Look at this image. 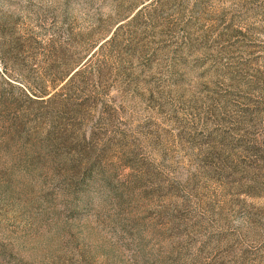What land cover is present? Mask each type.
<instances>
[{
    "label": "rangeland",
    "instance_id": "obj_1",
    "mask_svg": "<svg viewBox=\"0 0 264 264\" xmlns=\"http://www.w3.org/2000/svg\"><path fill=\"white\" fill-rule=\"evenodd\" d=\"M0 93V264H264V0H0Z\"/></svg>",
    "mask_w": 264,
    "mask_h": 264
},
{
    "label": "trees",
    "instance_id": "obj_2",
    "mask_svg": "<svg viewBox=\"0 0 264 264\" xmlns=\"http://www.w3.org/2000/svg\"><path fill=\"white\" fill-rule=\"evenodd\" d=\"M81 63L77 62V63H70L67 64L63 71L61 72L60 75V80L61 81H65L67 80V82L63 85L62 90L69 88V86L71 85V83H76V78H78L81 73H83L84 71H82L79 66ZM8 85L10 86V88L12 86H14L11 82H7ZM72 84V85H73ZM49 87L51 86H45L44 90H42L41 92H39L38 94H34L31 93L30 91L28 92V90L25 91V89L28 87H24L25 89L21 88L23 91H25V95L28 98L29 103L33 104V103H45L47 108H50L49 106H51L52 104H56L57 103L61 106V108L58 106V108H54L52 107L50 109V112L43 114L45 117V119L47 120V123L49 124L50 128L47 131V135L49 137V140H51L53 142V147H52V151L53 152H57V156L60 158V154H62L61 157V164L66 168V174L69 175V178H78L76 177V175L80 174V172L82 170H86L87 167H82L83 163L84 166L89 164L92 154H90L91 151H89V145L87 144V140L85 139V136L82 137V134H75L74 132H72L67 126L66 123L60 122L57 119L60 117H64L62 114H65V111L67 110H71V109H63L64 107H67V105L70 102V98L69 97H60V99L57 101H55L56 96L59 95V92H56L55 95L53 97H48L47 99H39L38 96H43V95H48L49 93ZM6 89H2L3 91H6L7 89L9 90V87H3ZM53 89L57 88V86L52 85ZM1 97L2 95H6V93H0ZM34 95L36 97H34ZM9 98V97H8ZM21 101L14 99V97L11 98L10 100V104L14 105L15 107H20ZM30 107V105L28 106ZM64 110V111H62ZM76 110V109H75ZM73 111V109H72ZM24 114V113H23ZM52 114L55 115H59L60 117H58L57 119L55 118H49V116H51ZM25 115H22V117H24ZM19 117L21 116H16V120L19 119ZM23 119V118H22ZM94 160V159H93ZM96 160V158H95ZM94 161H92L93 163ZM90 163V164H92ZM85 168V169H82ZM92 169V167H91ZM87 171V170H86ZM83 174V173H82Z\"/></svg>",
    "mask_w": 264,
    "mask_h": 264
}]
</instances>
